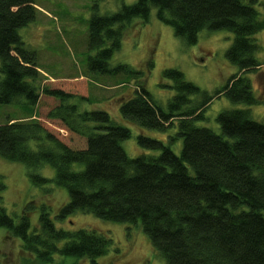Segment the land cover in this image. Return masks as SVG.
<instances>
[{"label":"trees","instance_id":"16d2710c","mask_svg":"<svg viewBox=\"0 0 264 264\" xmlns=\"http://www.w3.org/2000/svg\"><path fill=\"white\" fill-rule=\"evenodd\" d=\"M256 2L137 0L115 13L95 12L88 33V46L95 51L88 58L90 71L137 79L134 94L120 103L122 116L163 132L177 125L175 138L183 140L177 154L162 141L140 135L142 148L160 153L131 158L122 146L130 129L104 109L88 110L90 96L61 83L38 84L35 52L20 35L37 17L35 0H0V104L19 102L36 113L41 99L46 101L41 116L0 124V155L25 164L39 187L52 179L37 170L54 168V182L70 197L59 219L79 211L104 221L140 224L167 264H264V123L254 120L249 108H238L218 114L220 133L195 124L218 96L247 105L261 102L246 76L261 66L255 34L264 29V19ZM153 8L158 20L187 44L196 43L203 29L232 32L227 58L238 72L211 95L179 69H165L175 94L168 109L162 108L138 81L141 72L130 64L110 65L126 26L138 17L147 22ZM0 227L43 263L52 262L58 252L99 264L97 258L109 246L105 236L88 229L59 230L44 207L41 228L32 230L26 215L16 223L0 205Z\"/></svg>","mask_w":264,"mask_h":264},{"label":"rangeland","instance_id":"374dc122","mask_svg":"<svg viewBox=\"0 0 264 264\" xmlns=\"http://www.w3.org/2000/svg\"><path fill=\"white\" fill-rule=\"evenodd\" d=\"M135 2L137 0H35L37 17L20 29V35L26 48L35 52L39 85L61 83L76 88L77 92L91 97L92 101L85 104L88 110L104 109L119 125L130 129V137L122 142L129 157L160 153V150L142 148L138 142L140 135L156 138L180 154L183 140L175 138L177 125L163 132L139 126L122 116L120 103L134 94L137 79H129L127 74L119 77L94 74L88 66L89 56L95 53L88 46L92 16L95 12L100 15L115 13L123 4ZM255 7L264 19V0H257ZM122 36L121 48L113 53L110 65L130 64L141 72L138 81L146 84L165 110L175 94L170 87L173 83L164 76L165 69H179L188 81L211 95L238 72L237 66L227 58V51L235 37L226 29H203L196 43L187 44L175 35L171 25L158 20L157 9L153 8L147 22L134 18L123 30ZM255 36L260 46L256 55L261 66L247 72L246 76L251 79L255 96L261 102L247 105L235 103L225 95L218 96L206 108L204 118L196 120L198 126L220 133L218 114L238 108H249L252 118L264 123V29ZM45 103L41 99L38 114L37 108L36 113H32L19 102L0 104V124L37 118V115H42ZM37 172L52 180L40 187L34 185L25 164L6 160L0 155V179L5 186L0 191V205L6 208L16 223L22 215H26L31 229H40V214L44 207L59 230L88 229L109 240L106 253L97 258L99 264H167L140 224L104 221L79 211L59 219L61 209L69 202V194L65 187L54 182L56 173L51 165H44ZM62 243L59 242L60 245ZM0 261L6 264H90L88 257H64L58 252L54 253L52 262L43 263L36 253L24 249L23 241L5 227H0Z\"/></svg>","mask_w":264,"mask_h":264}]
</instances>
